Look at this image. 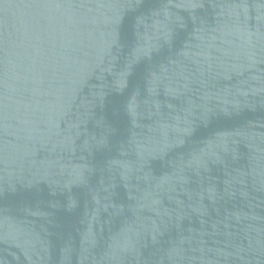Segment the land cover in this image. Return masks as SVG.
Segmentation results:
<instances>
[{
  "label": "water",
  "instance_id": "water-1",
  "mask_svg": "<svg viewBox=\"0 0 264 264\" xmlns=\"http://www.w3.org/2000/svg\"><path fill=\"white\" fill-rule=\"evenodd\" d=\"M0 264H264V0H0Z\"/></svg>",
  "mask_w": 264,
  "mask_h": 264
}]
</instances>
